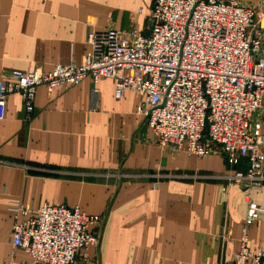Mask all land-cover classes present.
<instances>
[{
  "label": "crops",
  "instance_id": "crops-1",
  "mask_svg": "<svg viewBox=\"0 0 264 264\" xmlns=\"http://www.w3.org/2000/svg\"><path fill=\"white\" fill-rule=\"evenodd\" d=\"M248 2L264 8V0ZM151 7L150 0H0V81L15 69L81 64L91 27L143 31ZM140 101L129 90L117 99L113 79L88 76L70 89L38 87L27 121L21 94L9 95L0 119V264H32L12 243L13 201L102 215L100 245L85 264L233 262L248 203L225 177L245 162L161 147L137 112ZM251 196L262 208L249 226L255 251L264 246V186Z\"/></svg>",
  "mask_w": 264,
  "mask_h": 264
},
{
  "label": "built area",
  "instance_id": "built-area-1",
  "mask_svg": "<svg viewBox=\"0 0 264 264\" xmlns=\"http://www.w3.org/2000/svg\"><path fill=\"white\" fill-rule=\"evenodd\" d=\"M150 1L143 31L91 27L81 64L10 71L0 81V119L12 93L21 94L29 121L38 87L113 79L117 99L127 90L141 97L137 112L161 147L199 157L218 151L231 165L245 162L225 177L245 190L248 207L239 249L224 264H264V246L253 251L249 235L262 210L251 194L264 186V8L248 0ZM9 211L13 246L32 264H85L100 245L103 216L79 206L33 210L13 201Z\"/></svg>",
  "mask_w": 264,
  "mask_h": 264
},
{
  "label": "rangeland",
  "instance_id": "rangeland-1",
  "mask_svg": "<svg viewBox=\"0 0 264 264\" xmlns=\"http://www.w3.org/2000/svg\"><path fill=\"white\" fill-rule=\"evenodd\" d=\"M144 20H145V18H144ZM145 23H146V21H145ZM144 27H145V25H144ZM102 227V226H101Z\"/></svg>",
  "mask_w": 264,
  "mask_h": 264
}]
</instances>
